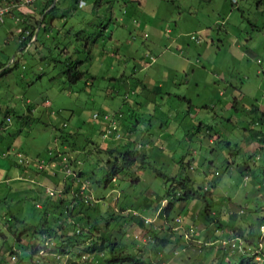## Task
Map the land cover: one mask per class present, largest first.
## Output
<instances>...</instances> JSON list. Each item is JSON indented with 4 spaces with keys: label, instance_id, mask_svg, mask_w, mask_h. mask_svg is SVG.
I'll list each match as a JSON object with an SVG mask.
<instances>
[{
    "label": "rangeland",
    "instance_id": "374dc122",
    "mask_svg": "<svg viewBox=\"0 0 264 264\" xmlns=\"http://www.w3.org/2000/svg\"><path fill=\"white\" fill-rule=\"evenodd\" d=\"M83 2L26 50L33 29L0 24V264H105L75 227L150 264L251 258L230 247L241 230L257 249L264 218V0ZM124 145L144 163L105 183Z\"/></svg>",
    "mask_w": 264,
    "mask_h": 264
},
{
    "label": "trees",
    "instance_id": "16d2710c",
    "mask_svg": "<svg viewBox=\"0 0 264 264\" xmlns=\"http://www.w3.org/2000/svg\"><path fill=\"white\" fill-rule=\"evenodd\" d=\"M80 1H82V0H75L77 8H79V2ZM15 2H19V0H0V4H2V5H9L10 3H15ZM38 2H40V4H37ZM60 2H62V0H57L56 2H54V0H38L34 4L29 5L28 9L32 8L35 4H37L38 7H39V9L36 10L37 13H39V18H38V20L33 21V24H31V21H29V20L26 21V19H24V17L21 15L22 14L21 10L15 9L13 11V13H14V15L16 17H20L21 18L20 23L22 24V27L25 26V25H28V26L31 27V29H33V30H30L31 32L28 31L29 35L27 37L26 36L23 37V42H22L23 46L22 47H25V50H26L27 45L31 42V40L33 39V37L36 34H37L36 35V39L34 40L32 45H35L38 42V38H39L40 33L44 32L47 29V26H48L47 25V18H49V23H50V21H51V19L53 17H50L49 15H51L53 12L58 10V4ZM79 9H81V8H79ZM31 11H33V9H31ZM37 13H35V14H37ZM50 25H51V23H50ZM14 62H15V60L12 61V63H14ZM77 64H79V63H77ZM71 66L65 72L67 74L68 80L71 81L72 83L80 81L83 78L84 73L81 72V71H78V69H75L76 67L72 68ZM7 71L8 70H3L2 74L6 73ZM110 142H113V141H110ZM123 148H124L123 151L112 149L113 151L109 150V151L106 152V153H108L109 158L107 157V160H106V164H107V169L108 170H107V174L105 176V180H106L105 183L111 182V180L115 181L114 178L118 174L128 173L129 170L135 164H137L138 162H141L140 164L143 165L145 157L139 152L140 150L127 148L126 145H124ZM112 155L114 157H112ZM110 157H112V158H110ZM132 181L137 182L138 179L134 178V180H132ZM205 206L207 207V203H206V205H204V207ZM147 207H149V206H147ZM171 208H172V203L170 202L165 208L162 209L161 213H162L164 218H166V216L170 212ZM146 221L147 220H138L137 224L139 225V227L141 229H146L145 226H144ZM261 226H264V218L260 222V227ZM59 228L63 230L62 227L59 226ZM90 229L94 230L92 227ZM90 229L86 230L88 234H83L82 230L76 229V227H75V231H74L73 236L72 235H68V234L66 235L67 236V240L70 243V245L71 246L74 245L73 242H75L77 238H79L81 240L82 239L84 240V239L87 238L89 240V242H90V243L87 242L88 246H87L86 249L88 251L95 250L97 252H100V251H103V250H107L108 256L105 259V264H150V263L145 262L144 260H141V259L137 258L136 256L131 255L130 253H126L125 252V248L128 247V246H126L124 244H117V243L115 244V243H112V242L106 243V239L104 238V236H101L99 238L100 242H97V240H95L93 238L94 234L92 233V231H90ZM50 232L51 231L49 230V233ZM235 232H237L239 234V236H235L236 239L242 240L241 238H243L242 241H244L243 242V246H244L245 251H246L245 243L247 245H249L248 243H250L249 246L252 247V251L251 252H253L254 251V246H252V244H254V243L253 242H248V240H249L248 236L247 237H243V234H242L241 230H239V231L236 230ZM47 233H48V230H47ZM87 235H89V236H87ZM51 236H53V235L51 234ZM55 236H57L56 233H55ZM62 237H63L62 234L59 235V239H61ZM237 237H241V238H237ZM257 239H258V237H257ZM162 242H165V240H163ZM226 246H227V244H225L224 248H226ZM229 247H230V245H229ZM230 249H231V247H230ZM60 251H62V253H64L63 249H61ZM260 255H263V253H261ZM244 256H247V255H244ZM262 263H264V259H262L261 264ZM241 264H260V263H257L255 261L254 257H251V258L248 257L247 259L246 258H242L241 259Z\"/></svg>",
    "mask_w": 264,
    "mask_h": 264
},
{
    "label": "built area",
    "instance_id": "2783aa9c",
    "mask_svg": "<svg viewBox=\"0 0 264 264\" xmlns=\"http://www.w3.org/2000/svg\"><path fill=\"white\" fill-rule=\"evenodd\" d=\"M38 0H19V2H15V3H10L9 5H2L0 4V24L5 23L6 18L10 17L12 18L16 23L20 22L21 20L19 19V17H16L13 13V11L15 9H19L22 10L23 8H28L29 5L34 4L35 2H37ZM55 1V0H54ZM57 1V0H56ZM55 1V2H56ZM84 2L83 0L79 2V8L83 7ZM29 35V32H26V36ZM33 39H36L33 37ZM32 41V40H31ZM105 120H108L109 118L107 116H104ZM7 121H10V119H7ZM117 125V120L115 119V117L111 118L109 120L108 123V129L105 131V133L103 134V139H108L109 141H114L120 138L119 134L115 132V126ZM114 139V140H112ZM19 159H21L20 156H18ZM66 160H63V163H65ZM38 163H40L39 168H41V165L44 163V161H39ZM68 174H70V171H67ZM85 188L82 186V190H84ZM50 196H53V192H50L49 190L46 191ZM149 221H146V223H148ZM264 238V227L261 229V237H260V242L261 240ZM259 242V248L262 247V243ZM225 245V243H223ZM243 242L240 243H236L235 242L231 243V248L234 250H237L238 252L245 254L246 251L244 249V246L242 247ZM259 250H255L253 251V255H257ZM14 260V258H12ZM257 261H259V258H256Z\"/></svg>",
    "mask_w": 264,
    "mask_h": 264
},
{
    "label": "clouds",
    "instance_id": "9594fccd",
    "mask_svg": "<svg viewBox=\"0 0 264 264\" xmlns=\"http://www.w3.org/2000/svg\"><path fill=\"white\" fill-rule=\"evenodd\" d=\"M264 226H261L260 227V233H259V235H258V248L257 249H255V250H259L258 251V254L255 256V255H252V257H254V259H255V261L257 262V263H261V261H262V258H261V253H263V251H262V248H263V243H262V247L261 248H259V242H260V237H261V229L263 228ZM236 238H234V239H231V240H235ZM262 240H264V238L262 239ZM261 240V241H262ZM242 242H244V241H242ZM223 243H225V244H227L226 242H223ZM225 245H223V247H224ZM245 247H246V253L245 254H243V255H241V256H244V255H248L249 253H251V251H252V247H250L249 245H247L246 243H245ZM232 249V248H231ZM254 250V251H255ZM256 258H259L260 260L259 261H257L256 260Z\"/></svg>",
    "mask_w": 264,
    "mask_h": 264
},
{
    "label": "crops",
    "instance_id": "0c3cea01",
    "mask_svg": "<svg viewBox=\"0 0 264 264\" xmlns=\"http://www.w3.org/2000/svg\"><path fill=\"white\" fill-rule=\"evenodd\" d=\"M34 38H35V36H34ZM32 41H34V39H32ZM13 60H14V59H12L11 61H13ZM3 139H4L3 136L0 135V142H1ZM9 150H10V149H7V155H9V152H10ZM26 165H27V164H26ZM27 166H29V165H27ZM22 172H23L24 174H26L27 178H29L30 175L35 176V173L33 172L32 167L27 168V167L25 166L24 168H22ZM20 174H21V170H20Z\"/></svg>",
    "mask_w": 264,
    "mask_h": 264
},
{
    "label": "water",
    "instance_id": "95a60500",
    "mask_svg": "<svg viewBox=\"0 0 264 264\" xmlns=\"http://www.w3.org/2000/svg\"><path fill=\"white\" fill-rule=\"evenodd\" d=\"M55 1H56V0H55ZM55 1H54V2H55ZM36 35H37V34H36ZM36 35H35V36H36Z\"/></svg>",
    "mask_w": 264,
    "mask_h": 264
}]
</instances>
